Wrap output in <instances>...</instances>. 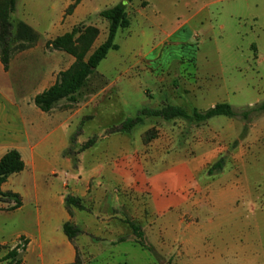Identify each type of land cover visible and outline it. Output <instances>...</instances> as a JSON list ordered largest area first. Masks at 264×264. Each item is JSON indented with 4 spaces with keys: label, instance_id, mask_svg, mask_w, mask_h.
<instances>
[{
    "label": "crops",
    "instance_id": "1",
    "mask_svg": "<svg viewBox=\"0 0 264 264\" xmlns=\"http://www.w3.org/2000/svg\"><path fill=\"white\" fill-rule=\"evenodd\" d=\"M121 1L81 0L71 13L66 14L73 0H16L13 16L28 23L49 40L70 32L76 24ZM136 2L127 3L126 10L131 17L128 32L132 35V26L136 23L137 34L144 43L137 52L144 53L143 56L158 51L166 40L181 34L196 16L210 17L211 5H219L218 14L223 17L219 28L223 31L229 30L232 20L237 33L241 34V26L245 24L241 21H255L257 18L249 11L252 0ZM237 6H241L244 13ZM206 25L208 29L213 28L211 22ZM158 30L165 38L157 40ZM27 54L28 51L22 52L20 60L12 57L8 70H5L0 56V160L8 151L15 149L25 162L22 171L0 182V215H20L25 220L12 242L0 240L1 244H16L24 237L27 245L22 264H72L79 258L80 242L85 245L96 239L110 245L123 242L119 232L116 234L118 240L113 237L109 213L125 208V205L142 203V209L147 211L141 216L150 221L142 230L153 228L149 242L154 245V251H151L153 255L145 253L140 264H149L150 257L161 261L179 256L194 260L204 254L205 260H217L230 258L231 254L235 257L238 252L240 258L239 241L232 239L225 242L217 236L223 227L220 220L194 219L188 222L173 218L177 212L195 214L197 208L205 217L209 215L206 209L211 203L214 206L233 203L235 196H244V201L251 204L250 209L255 210L257 198L249 189H228L231 193H221L222 189L202 187L198 173L204 164L216 157L213 150L201 153V158L190 156L188 150L179 151L178 131L173 127L161 129L159 136L149 142H145L140 134L134 137L129 132H109L110 127H105L102 133L90 132L83 140L85 124L99 117L102 114L99 115V110H105L107 116L116 118V127L132 117L125 114L131 100L128 93L130 84L134 85L133 94L144 97V106H138L137 114L146 108L147 95L141 85L132 82L126 75H120L115 81H110L103 92L89 94L74 103L63 99L52 110L45 112L34 103L35 96L52 86L59 72L69 68L75 58L58 50L48 52L40 60H30ZM113 88L115 91L108 93L107 101L102 102L104 93ZM146 103L151 104V100L148 98ZM89 115L93 119L87 120ZM93 137L96 138L94 144L82 150L83 143ZM190 142L185 140L183 148L188 147ZM208 142L209 148L219 144L218 141L213 143V139ZM168 147L176 149L167 150ZM5 193L16 195L17 200L4 201L1 195ZM68 195L80 197L85 209L72 207L70 212L66 205ZM145 212L147 215L144 218ZM66 222H72L81 229L74 240L64 232ZM211 234L215 236H208ZM223 243L233 246L228 249L222 246ZM104 249L93 254L91 264H109L111 254ZM122 258L128 259V254L124 253L119 259Z\"/></svg>",
    "mask_w": 264,
    "mask_h": 264
},
{
    "label": "rangeland",
    "instance_id": "2",
    "mask_svg": "<svg viewBox=\"0 0 264 264\" xmlns=\"http://www.w3.org/2000/svg\"><path fill=\"white\" fill-rule=\"evenodd\" d=\"M2 1L0 0V4ZM252 1V8L249 11L257 18L255 21L243 19L241 22L245 24L241 26L243 30L241 34L237 33L233 26L235 21L232 20L230 21L231 29L227 31L220 29L219 22H222L223 17L218 14L219 5H211L210 17L196 16L187 28L181 31V34L169 38L158 51L147 53L145 56H143L144 53L137 52L144 46L141 36L137 34L139 33L137 24L134 23L132 26V35L128 32L129 28L120 29L115 42L121 48L111 50L101 61L96 72L79 91V99L89 94L103 92L110 81H115L120 75H126L131 78L132 82H138L141 85L147 95L146 102L148 98L151 100V104L146 102L144 104L152 109L175 104L192 112L194 109L205 110L213 102H230L236 109L243 110L262 103L264 101V0ZM141 2L144 4L143 0H137L136 3ZM237 9L240 12L243 10L241 6H237ZM69 13L71 12L66 11V14ZM12 19L15 23L22 21L16 19L13 14ZM209 22L213 24V28L208 29L206 24ZM75 26L79 27L81 34H78L74 45L78 50H83L88 43H91L88 55L107 37L108 22L102 19L99 13ZM91 28L98 31L95 36ZM35 32L36 38L31 43L15 38L14 58L20 60L21 53L28 51V59L40 60L42 56L55 50L47 44L53 39L48 40L37 31ZM158 32L157 40L165 38L161 30ZM23 43L25 47L22 48ZM134 63H137V66L134 67ZM126 65L127 68H125ZM133 86V84L129 85L128 93L131 100L127 113H125L130 116L137 114L136 109L139 105L144 106L142 103L144 97L138 93L133 94L135 92ZM113 91L115 88L104 91L106 93L100 96L101 101H107L108 93ZM66 101L69 100L66 99ZM99 115L95 120L85 124L83 140L87 139L90 132L99 133L105 127L111 129L118 125V120L107 116L105 110H99ZM86 119L91 120L93 116L89 115ZM168 127H173L178 131L180 141L177 149L179 151L188 150L190 156L199 158H201V153H206L208 150L214 151L216 157L204 164L198 173V179L204 189H222L221 193H231L228 189H249L255 193L257 204L253 211L250 209V202L244 201V196H235L233 203L226 202L220 206H214L215 204L211 203L206 209L209 215L205 217L202 216L199 208L195 209V214L177 212L173 217L188 222L194 219L220 220L223 227L219 229L220 233L217 236L222 237L221 241L225 242L232 241V239L239 241L240 258L236 252L235 257L231 254L230 258L224 257L217 260H205L203 254L200 257L196 256L200 259L194 260H185L179 256L176 259L161 261L157 258L154 261L150 257L147 262L149 264L162 262L163 264H264V112L252 115L248 128H246V121L240 117L222 116L218 119L196 122L187 119L164 120L159 116H149L129 133L134 137L140 134L145 142H149L159 136L161 129L166 130ZM212 139L213 143L218 141L219 144L214 148H209L207 146L211 141L208 142V140ZM185 140L191 142L188 147L183 148L186 144ZM169 149L173 151L176 148L168 147L167 150ZM221 158L224 160L223 168L209 173V168ZM1 198L4 201L9 200L4 194ZM124 207L116 209L114 213H109L108 218L109 223L112 224L115 241L119 238L116 235L118 232L124 241H117L111 245L102 243L99 239L86 245L80 242L81 264H91L93 254L95 255L103 248L111 254L109 264H140L139 262H143L145 253L153 255L151 251H154V245L149 242V235H153V228L143 230L147 242V245L143 246L127 222L132 221L143 229V226L150 222L148 218H145L146 212L145 219L141 216L147 210H143L142 203ZM23 222L25 220L20 215L12 216L8 213L0 215V240L12 242ZM208 236L214 237L215 235ZM18 241L19 239L16 244L0 243V260L18 244ZM222 246L229 249V246L233 244L223 243ZM178 250H182L181 246ZM124 253H127L129 258L119 259L124 256ZM223 255L229 256L228 253H223ZM0 264H8V262L0 261Z\"/></svg>",
    "mask_w": 264,
    "mask_h": 264
},
{
    "label": "trees",
    "instance_id": "3",
    "mask_svg": "<svg viewBox=\"0 0 264 264\" xmlns=\"http://www.w3.org/2000/svg\"><path fill=\"white\" fill-rule=\"evenodd\" d=\"M133 0H122L115 6L103 9L99 12V16L108 22V33L105 41L96 47L89 55L91 43H88L83 50H78L75 47V42L78 34H81L79 27L75 26L70 32L56 37L48 41V46L55 50H63L75 57L74 63L67 69L62 70L58 74L56 82L48 89L37 94L34 98V103L41 110L48 112L52 110L61 100L67 99L70 102L79 100V91L87 84L91 75L96 72L97 67L104 60L111 50L119 49V44L115 42L117 32L120 29H126L130 26L131 20L127 13V3ZM81 0H73V3L67 9V12H72ZM16 10V0H3L0 4V56L5 70L9 69L14 49L13 42L15 38L25 42H33L36 38V32L33 28L23 21L16 23L12 19V14ZM94 30V36L97 30ZM25 47V44L21 46ZM264 112V101L249 109L239 110L228 102H218L214 106L200 111L194 109L192 112L187 111L179 105H164L158 109L149 107L143 108L135 116L126 118L118 127H113L109 132H129L138 124L142 123L146 117L159 116L164 120L172 119H187L196 122L206 121L215 116L240 117L246 121V128L251 121L252 115ZM96 138L88 139L81 147L82 150L89 148L95 142ZM224 166L223 158L216 161L210 168L209 173L219 171ZM25 168V162L19 151L13 149L8 151L0 160V182L7 179L13 173L22 171ZM9 200L16 199V195L5 193ZM19 205V201H17ZM66 205L71 212L72 207L85 209L83 200L80 197L68 195L66 197ZM133 232L138 236L141 245L146 246L144 240V232L142 228L132 221H127ZM65 234L74 240L80 233L81 229L72 222H66L63 225ZM25 239L24 237H21ZM27 245V240L25 239ZM26 245L20 250V245L12 247L0 261H7L8 264H22L23 254L26 250ZM72 264H81L77 257Z\"/></svg>",
    "mask_w": 264,
    "mask_h": 264
},
{
    "label": "built area",
    "instance_id": "4",
    "mask_svg": "<svg viewBox=\"0 0 264 264\" xmlns=\"http://www.w3.org/2000/svg\"><path fill=\"white\" fill-rule=\"evenodd\" d=\"M18 245H20V250H22V248L26 245L25 239L20 238L18 241Z\"/></svg>",
    "mask_w": 264,
    "mask_h": 264
}]
</instances>
